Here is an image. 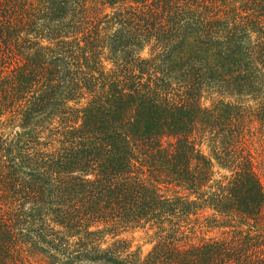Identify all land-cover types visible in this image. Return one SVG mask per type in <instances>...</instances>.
<instances>
[{"label":"trees","instance_id":"1","mask_svg":"<svg viewBox=\"0 0 264 264\" xmlns=\"http://www.w3.org/2000/svg\"><path fill=\"white\" fill-rule=\"evenodd\" d=\"M0 264H264V0H0Z\"/></svg>","mask_w":264,"mask_h":264},{"label":"rangeland","instance_id":"2","mask_svg":"<svg viewBox=\"0 0 264 264\" xmlns=\"http://www.w3.org/2000/svg\"><path fill=\"white\" fill-rule=\"evenodd\" d=\"M129 240L132 241L133 248L141 247L143 252L150 250L152 244L148 241L147 237L142 232H135L128 234Z\"/></svg>","mask_w":264,"mask_h":264}]
</instances>
